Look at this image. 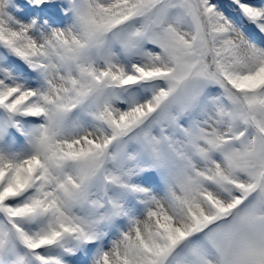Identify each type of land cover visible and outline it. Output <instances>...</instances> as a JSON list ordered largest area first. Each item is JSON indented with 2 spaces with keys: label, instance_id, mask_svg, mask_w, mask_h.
<instances>
[{
  "label": "snow or ice",
  "instance_id": "obj_1",
  "mask_svg": "<svg viewBox=\"0 0 264 264\" xmlns=\"http://www.w3.org/2000/svg\"><path fill=\"white\" fill-rule=\"evenodd\" d=\"M0 264H264V0H0Z\"/></svg>",
  "mask_w": 264,
  "mask_h": 264
}]
</instances>
